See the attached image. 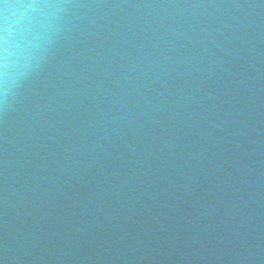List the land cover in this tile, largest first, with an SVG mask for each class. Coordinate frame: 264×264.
I'll return each instance as SVG.
<instances>
[{"label": "water", "instance_id": "obj_1", "mask_svg": "<svg viewBox=\"0 0 264 264\" xmlns=\"http://www.w3.org/2000/svg\"><path fill=\"white\" fill-rule=\"evenodd\" d=\"M0 264H264V0H0Z\"/></svg>", "mask_w": 264, "mask_h": 264}]
</instances>
